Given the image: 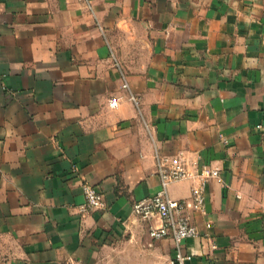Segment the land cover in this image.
<instances>
[{"label": "crops", "instance_id": "obj_1", "mask_svg": "<svg viewBox=\"0 0 264 264\" xmlns=\"http://www.w3.org/2000/svg\"><path fill=\"white\" fill-rule=\"evenodd\" d=\"M156 151L228 186L192 264H264V0H0V264H170L133 213ZM84 183L105 210L80 212Z\"/></svg>", "mask_w": 264, "mask_h": 264}, {"label": "built area", "instance_id": "obj_2", "mask_svg": "<svg viewBox=\"0 0 264 264\" xmlns=\"http://www.w3.org/2000/svg\"><path fill=\"white\" fill-rule=\"evenodd\" d=\"M122 88L130 90L127 78L123 76ZM130 100L136 107L140 99L130 93ZM119 100H112L111 108L118 107ZM156 174L160 178V190L151 197L134 205V215L149 225V235L153 239H170L175 255L170 264H192V256L185 252V241L199 236L195 222L196 214L205 213L206 187L210 182H217L226 188L221 173L207 165L199 166V159H185L181 156H166L155 153ZM191 182V195L184 199H174L169 189L179 182ZM85 202L79 207L82 214L106 209L103 195L92 185H82ZM242 198L240 193L237 194ZM264 208V207H263ZM211 228V224L207 223Z\"/></svg>", "mask_w": 264, "mask_h": 264}]
</instances>
